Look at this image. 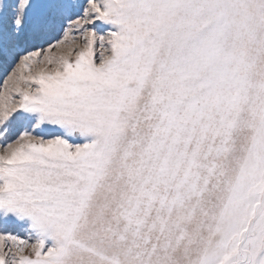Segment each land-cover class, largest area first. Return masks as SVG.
<instances>
[{"label":"snow or ice","instance_id":"obj_1","mask_svg":"<svg viewBox=\"0 0 264 264\" xmlns=\"http://www.w3.org/2000/svg\"><path fill=\"white\" fill-rule=\"evenodd\" d=\"M0 264H264V0H0Z\"/></svg>","mask_w":264,"mask_h":264}]
</instances>
